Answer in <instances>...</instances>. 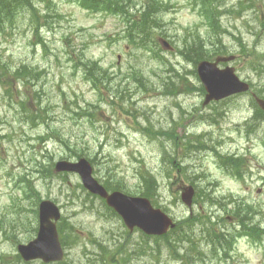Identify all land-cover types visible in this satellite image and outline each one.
<instances>
[{"label":"rangeland","instance_id":"rangeland-1","mask_svg":"<svg viewBox=\"0 0 264 264\" xmlns=\"http://www.w3.org/2000/svg\"><path fill=\"white\" fill-rule=\"evenodd\" d=\"M120 3L123 18L80 0H33L0 27V60L16 77L0 80V264H24L17 245L36 237L42 199L63 212V264H264V121L253 119L249 94L203 106L187 55L195 41L211 59L236 55L237 74L264 94V0ZM148 3L157 23L144 41H130L128 18ZM82 57L98 61L119 89L95 87ZM24 65L33 71L26 79ZM75 149L94 158L100 182L148 197L177 227L164 237L129 233L79 175L53 173L56 161L78 158ZM189 185L192 211L181 200ZM69 227L78 237L66 241ZM217 234L228 245L213 243Z\"/></svg>","mask_w":264,"mask_h":264},{"label":"water","instance_id":"water-1","mask_svg":"<svg viewBox=\"0 0 264 264\" xmlns=\"http://www.w3.org/2000/svg\"><path fill=\"white\" fill-rule=\"evenodd\" d=\"M166 48L170 45L163 41ZM234 59L218 57L215 61H202L198 65V73L207 91L204 104L214 100H221L228 96L249 90V84L240 80L235 68L219 66L221 62ZM264 108V101L258 99ZM57 171L77 172L84 186L92 193L105 198L107 204L114 208L124 219L126 225L133 230L139 227L147 234L162 235L170 227H175L173 220L161 209L155 208L148 198L132 197L120 191L109 193L107 189L93 176L91 163L82 158L78 162L60 161ZM195 190L192 186L186 187L182 193L183 201L191 205ZM61 210L51 200H43L39 208V230L37 237L29 243L20 244L18 251L25 261L42 260L44 263L61 261L65 250L61 243L57 221L61 218Z\"/></svg>","mask_w":264,"mask_h":264},{"label":"trees","instance_id":"trees-1","mask_svg":"<svg viewBox=\"0 0 264 264\" xmlns=\"http://www.w3.org/2000/svg\"><path fill=\"white\" fill-rule=\"evenodd\" d=\"M80 1H81L82 6L88 7L91 9L97 8L98 10H102V11H112V9H114L116 10V13H118V15L126 16L128 14L127 9L123 8V4L120 3V0H80ZM32 2L33 0H0V21H2V23L0 22V27L2 28L3 24L6 22H9L10 24H12L14 21L4 22V20L6 18L10 19L13 16L12 13L17 11L18 9L26 10L27 7L30 6ZM143 6L147 8L143 10L139 16L134 17L132 19L130 17L128 18L127 25H128L130 41L134 39H140L144 41L145 40L144 36L151 30L152 24L157 23L153 21L152 19V15L155 13V10H153V8L149 6V3L147 6L146 4ZM210 13L211 11H209V14ZM141 44L142 43H139L137 45H141ZM200 46L201 44L197 43L193 47H191V49L188 50V53H187L188 58H190L192 62L194 63H197L202 59L212 57V54H207L202 51L196 50ZM192 50H193V55H192ZM213 54H216V52H214ZM79 66L85 70L88 78L91 80V82L94 84L95 87H101V85H103V86H108V88L116 87L117 89H119V85H113L107 72L104 71L106 69L102 65H100L98 61H95L94 64L91 65L89 61H85L84 58L82 57V58H79ZM18 74H21L26 77L27 75H33V71L30 69L18 70ZM14 75L15 74L12 73L8 69V66L0 60V80L5 79V83L13 84L14 80L16 79ZM39 109L41 110V108ZM260 113H261L260 117L263 118L264 113L263 112H260ZM31 117L34 119H37V115L35 114L31 115ZM45 117L47 118V116ZM63 143L70 146L68 141L63 140ZM71 152H72V157H81L83 155H86L83 149H78V150L75 149V150H72ZM91 160L94 162V158H92ZM45 174L52 175V173L49 170H47ZM107 186L110 189H118L117 185L114 183L111 185L107 184ZM145 194L148 195L147 193ZM34 211H35V215L37 216V209H34ZM239 212L242 216L245 215L243 214V211L241 209L239 210ZM59 228L61 232H65V228L62 225H59ZM225 236H227V234H217V238H223ZM64 237L66 238V241H67L68 238L78 237V235H75L73 232V228L69 227V230L67 234H64ZM185 237L186 236L184 235L183 236L184 240H185ZM226 243L228 245L229 242L226 241ZM15 257L18 260H21L20 255L16 254ZM63 263L64 262L60 264H63ZM24 264H32V262L24 263Z\"/></svg>","mask_w":264,"mask_h":264},{"label":"bare ground","instance_id":"bare-ground-1","mask_svg":"<svg viewBox=\"0 0 264 264\" xmlns=\"http://www.w3.org/2000/svg\"><path fill=\"white\" fill-rule=\"evenodd\" d=\"M22 9H18L17 11H15L14 13H12L13 14V16L15 15V14H17L18 12H20ZM12 14H10V15H12ZM7 19V18H6ZM1 23H2V21H0ZM5 22V21H4ZM197 43H199V44H201V46H206V44L205 43H203V42H193L192 44H191V47H193L195 44H197ZM192 61V60H191ZM23 67H25V65L23 66ZM26 69H30V68H27L26 67ZM256 86H258V85H256ZM256 86L254 85V83H252V82H249V95L251 96L250 98H251V101H254V100H256V99H263L264 100V94H263V92L262 91H256L255 89H256ZM259 119H263L262 117H259V118H257L256 120H259ZM235 157V156H234ZM234 157H229L231 160H233L234 159ZM236 158V157H235ZM240 210V209H239ZM242 211H243V214H245L247 211H246V209L244 208V209H241ZM245 219H247V220H249V221H251V222H249L248 223V226H253L252 224V222H254L253 220H254V218L253 217H248V216H246V215H244L243 216ZM183 236L184 235H181V236H179V238L181 239V240H183L184 242H186L185 240H184V238H183ZM218 240H213L212 242L213 243H215V244H217V245H219V246H221V247H223V245H225V243H226V241H227V236H225V237H223V238H217ZM225 242V243H224ZM101 246V245H100ZM102 247V246H101ZM104 252V251H103ZM103 254V256H106L108 259H110L111 257L110 256H108L106 253H102ZM104 263V262H103Z\"/></svg>","mask_w":264,"mask_h":264}]
</instances>
